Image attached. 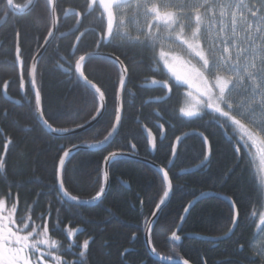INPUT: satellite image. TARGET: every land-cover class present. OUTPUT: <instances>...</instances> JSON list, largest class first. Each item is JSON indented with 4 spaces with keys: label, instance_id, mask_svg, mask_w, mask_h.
<instances>
[{
    "label": "trees",
    "instance_id": "obj_1",
    "mask_svg": "<svg viewBox=\"0 0 264 264\" xmlns=\"http://www.w3.org/2000/svg\"><path fill=\"white\" fill-rule=\"evenodd\" d=\"M29 2L14 0V5L25 8ZM94 9L90 10L89 0H57V35L36 71L44 118L54 128L73 130L89 123L100 108L98 95L95 94L94 103V91L87 89L75 73L79 57L94 52L111 54L118 56L128 69L123 117L117 136L104 149L75 153L63 170L64 189L80 201H94L92 197L104 186L103 158L112 152L131 154L128 148L135 143L134 155L168 170L173 189L151 235L156 255L168 260H187L189 264H264V256L255 246L261 232L258 216L264 207V185L255 155L249 158L250 166L247 162L238 163L229 141L231 132L219 128L209 116L202 120L178 119L180 107H185L186 88L169 93L168 88L154 83L165 80L166 76L159 71L162 66L153 61L150 47L112 38L110 42L105 38L98 45L102 11ZM69 11L81 13L82 22L78 32L66 36L78 24L77 15H67ZM6 15L8 19L0 27V156L6 159L5 170L0 173V194L11 192L18 214L13 213L11 204L0 205V219L23 216L30 218L34 226L43 225L42 237L56 242L60 251L53 254L61 256L68 264H75L81 258L83 264H162L149 255L144 242L148 223L163 194L162 176L153 168L132 159L114 161L109 168L107 195L94 207L62 201L57 191V169L63 152L73 145L98 146L113 131L121 76L119 67L99 58L87 63L85 75L104 94L106 111L85 133L53 136L37 120L28 77L33 57L52 29L51 5L48 0H38L30 11L13 14L6 0H0V21ZM18 32L26 62L23 89L19 66L13 68ZM5 92L14 102L6 98ZM143 127L154 137L155 153ZM191 131L203 132L208 137L211 159L205 168L183 176L182 171L198 166L206 155L202 137L190 135L169 169L176 138ZM9 140L12 143L5 149ZM206 192L238 201L240 223L234 234L216 243L188 237L216 239L229 234L228 229L232 227L229 204L208 198L191 211L178 234L182 242L177 244L172 232H177L188 204ZM46 228L50 230L45 232ZM85 240L90 241L87 249L82 248Z\"/></svg>",
    "mask_w": 264,
    "mask_h": 264
},
{
    "label": "snow or ice",
    "instance_id": "obj_2",
    "mask_svg": "<svg viewBox=\"0 0 264 264\" xmlns=\"http://www.w3.org/2000/svg\"><path fill=\"white\" fill-rule=\"evenodd\" d=\"M93 3L96 4L95 11L103 10L100 18L101 35L98 41L100 45L105 41V16L109 42L125 21L118 20L116 10L120 4L115 0H98V2L93 0ZM48 4L54 6L53 0H48ZM13 5V0H7L8 8H13ZM127 6L133 10V0H129ZM134 11L136 16L142 11L147 27V32L141 30L143 40L139 36L136 39L143 47L151 48L153 61L158 66L162 64L159 71L166 76L165 80L154 83L161 88H168L169 93L173 89L186 88L185 95L189 106L180 107V116L177 118L202 120L204 116H209L219 128L231 132L229 141L238 163L247 162L250 166L249 158L254 155V150L261 152L264 162V152L261 151L264 146V0H135ZM165 31L166 37L161 36ZM16 35V58L13 68L15 70L16 66H19L20 87L23 89L26 83L23 75L26 62L19 45L20 33ZM52 35L53 32L50 30L45 39L48 40ZM38 58V56L33 57L34 60ZM92 58L91 55H81L75 62V69L78 79L83 80L87 89H95L93 93L95 103V94L99 93L101 99L104 94L85 75L87 63ZM97 58L111 61L117 67L123 64L118 56L115 59L112 56ZM127 71L125 67L124 73L126 74ZM28 77L32 89L35 90V112L39 114L38 119L51 132L71 131L68 128H54L48 119L44 118L41 92L36 82L35 64L28 68ZM5 83L7 85L8 82ZM125 85L126 75L122 74L119 77V88L123 89ZM237 97H242L243 103H238ZM168 98L171 99V95ZM257 113L260 114L259 117ZM96 114L101 115L102 109L97 108ZM92 119H96V116ZM115 120L117 123L112 125L113 129L118 127V122L121 120L119 108L116 109ZM195 134L202 137V144L208 145V137L203 132ZM112 135L113 133L109 132L104 140L107 141ZM181 139V137L176 138L177 142ZM11 143L10 140L7 141L5 149ZM149 143L153 149L157 147L154 141L150 140ZM72 147L75 148L76 145ZM128 150L131 154H136L137 145L132 143ZM172 151L176 154L175 145ZM70 155V151H64L60 156L61 168L65 165V158ZM117 155L115 152L109 153L103 158L104 162L111 164ZM208 158V155L204 156V160ZM5 166L6 159L0 156V173L5 170ZM59 171L57 169L58 178ZM160 171L163 194L156 204L157 212L153 213L154 216L162 210V205L166 203L165 198L169 196L172 187L168 171L163 169ZM104 178H107V172H104ZM57 191L61 194L62 201L76 202L77 205L88 203V201H80L75 195H70L64 189L62 181ZM104 192L105 187L101 185L92 200L99 199ZM227 199L232 225L228 231L232 232L240 223V209L237 200ZM8 204H11L13 213L18 214L17 204L13 202L11 192L0 194V205L7 207ZM188 210L185 209L186 212ZM3 220H7V223ZM41 227L43 225L34 226L30 218L23 216L18 218L4 216L0 219V264H42V261L48 260L49 257L55 261V264H68V261L62 260L61 256L53 255L54 252H59L60 248L56 246L55 241L42 237ZM49 230L46 228L45 232ZM260 230L264 231V221L260 224ZM172 239L180 240L181 237L176 232H172ZM146 242L151 245V238L146 237ZM89 243V240H85L82 248L87 249ZM41 245H47L48 251H42ZM152 251L155 252V248ZM83 256L82 251L81 257ZM75 264H83V259L76 261ZM183 264H188V261L185 260Z\"/></svg>",
    "mask_w": 264,
    "mask_h": 264
},
{
    "label": "water",
    "instance_id": "obj_3",
    "mask_svg": "<svg viewBox=\"0 0 264 264\" xmlns=\"http://www.w3.org/2000/svg\"><path fill=\"white\" fill-rule=\"evenodd\" d=\"M38 0H31L29 6L25 9V11H30L34 6L35 4L37 3ZM7 2V0H6ZM13 4H14V0H13ZM56 4H57V0H53V5L54 6H51V16H52V29L51 31L53 32V35L44 42L43 46L40 48V50L38 51V53L36 54V56H38V60H32L31 62V65H36V71H37V68H38V65L42 59V57L44 56L46 50L48 49L49 45L53 42V40L55 39L56 35H57V30H58V17H57V13H56ZM9 12L10 13H13V14H17L19 12H22L21 10H18L15 5H13V8H8ZM24 11V10H23ZM67 15H77L79 21H78V24L77 26L75 27L74 30H72L71 32L67 33L66 36H69V35H73L75 34L76 32H78V30L80 29V26H81V22H82V15L81 13H78V12H75V11H69L67 13ZM8 19V15L4 16V18L0 21V27L3 26L5 24V22L7 21ZM87 55H91L93 58H97V57H103V56H112L113 59L116 58V56L114 55H111V54H105V53H101V52H94V53H90V54H87ZM120 71H121V75L124 74L126 75V85L123 89H120L119 88V91H118V95H117V108L120 109V115H121V120L118 122V127L116 129H113L112 133L113 135L111 137H109V139L107 141H104L102 144L98 145V146H76L75 148H70L69 150L67 151H70L71 152V155L67 158H65V164L67 163V161L75 154L77 153L78 151H82V150H88V151H97V150H101V149H104L106 147H108L112 142L113 140L115 139V137L117 136L118 132H119V129H120V126H121V122H122V117H123V95H124V92L126 90V87H127V82H128V72L125 74L124 73V64L118 66ZM75 73H76V69H75ZM77 77H78V74L76 73ZM83 84V80L82 79H79ZM29 85H30V88L34 94V97H35V90L32 89L31 87V83H30V77H29ZM97 87V86H96ZM94 92H95V89H92ZM102 92V91H101ZM99 97V100H100V108L102 109V114L101 115H96V119H92L89 123L83 125V127H79V128H76V129H73L67 133H61V132H51L47 127H45L42 123V121H40L38 119V113H36V116H37V120L39 122V124L51 135L53 136H60V137H68V136H75V135H79V134H82V133H85L87 131H89L90 129H92L97 123L98 121L103 117L105 111H106V101H105V98L103 96V99L100 98V94L99 93H96ZM5 96L6 98L11 101V102H14L13 100L10 99V97H8L7 93L5 92ZM43 111V110H42ZM115 123H117V121H115ZM143 130L146 131V133L148 134V136L150 137L151 141H154V137L152 135H150V132L148 131L147 128L143 127ZM195 133H200V132H196V131H191V132H187L179 137H181V141L180 142H177V140L174 142V145L177 147V152L176 154H173L172 153V158H171V162H170V165H169V169H171L173 167V165L175 164L176 160H177V157H178V152H179V149L181 147V145L183 144V142L185 141V139L187 137H189L190 135H197ZM206 146V155H208V160H204L201 164H199L198 166H195L193 168H189V169H186L184 171H182L180 174L185 176V175H188V174H193V173H196L198 171H200L201 169L205 168L208 163L210 162V159H211V148H210V143H208V145H205ZM152 150L153 152L155 153V149H153L152 147ZM117 157L112 161V163L118 159H121V158H125V159H132V160H135L137 162H140V163H143V164H146L148 166H150L151 168H153L156 172H158L161 176H162V172L160 171L161 169L165 170V171H168L158 165H156L155 163H153L152 161L150 160H147V159H143V158H140L134 154H127V153H124V154H120V153H117ZM110 165L111 164H106L104 162V165H103V174L104 172H107V178L105 179L104 178V187H105V192L102 194V196L97 199V200H94V201H89L88 203H82V204H79L78 206L80 207H94V206H98L103 200L104 198L106 197L107 195V192L109 190V185H110V175H109V168H110ZM64 167L65 165L61 168V166L58 164V169L60 170L59 171V178H58V173H57V185L59 187V184L60 182L62 181L63 182V170H64ZM170 179V177H169ZM171 181V180H170ZM61 195V194H60ZM171 196H172V187L171 189L169 190V196L166 199V203L164 205H162V210L158 212L157 215H153L148 223V226H147V229L145 231V235H144V242H145V246H146V249L149 253V255L156 261L162 263V264H183V262L185 260H182V259H178V260H168V259H164V258H161L160 256L156 255L155 252L152 251V245H149L147 242H146V237H150L151 238V235H152V232L158 222V219L163 211V209L165 208V206L169 203L170 199H171ZM208 198H216V199H219L221 201H225L229 204L228 202V199L229 197L227 196H224V195H220V194H217V193H214V192H206V193H203V194H200L199 196H197L194 200H192L188 206H187V209H189L187 212L184 211V215H183V219L181 221V224L177 230V235L179 234V232L181 231V229L183 228L185 222L187 221L191 211L195 208V206L205 200V199H208ZM66 201V200H65ZM66 202H70V203H73V204H76V202H72V201H66ZM77 205V204H76ZM157 212V209L155 210L154 213ZM238 226V225H237ZM237 226H235L234 230L232 232H229V234H227L226 236L224 237H221V238H216V239H210V238H204V237H197V236H190L188 235L189 238H196V239H200V240H204V241H209V242H220V241H223V240H226L228 239L229 237H231ZM182 242V240H177L176 243L177 244H180ZM189 264V263H188Z\"/></svg>",
    "mask_w": 264,
    "mask_h": 264
},
{
    "label": "rangeland",
    "instance_id": "obj_4",
    "mask_svg": "<svg viewBox=\"0 0 264 264\" xmlns=\"http://www.w3.org/2000/svg\"><path fill=\"white\" fill-rule=\"evenodd\" d=\"M89 2H90V10H93L96 7V4L93 3V0H89ZM115 2L120 4V7L116 10L118 13V20H123L125 21V23L119 28L118 33L115 36L111 37L112 40L122 42V43H129V42L139 43L136 38L139 36L140 39L143 40V36L141 35V30H143L144 32H147V27L145 25V17L143 16L142 11L139 16H136V13L134 11L135 0H133V10H130L127 6L129 0H115ZM101 11L103 10L101 9ZM132 17H135V19H132ZM105 23H106V16H105ZM114 31H116L115 28H114ZM104 35H105L106 40H108L109 37H108V33L106 30H105ZM166 35H167L166 31L161 33V36L166 37ZM157 44L159 45V42H157ZM237 102L243 103V98L237 97ZM184 103H185V107L189 106L187 98H185ZM259 115L260 114L257 113V117H259ZM261 151L264 152V146H262ZM254 155L257 160V165H258L257 170L259 171L260 178L264 185V162H262L261 152L255 151ZM262 221H264V207L258 216L259 228H260V224ZM255 246L257 248V251L260 253V255L264 256V231L260 232L258 238L255 241ZM41 250L47 252L48 247L45 245H41ZM42 264H55V261L51 257H49L48 260L42 261Z\"/></svg>",
    "mask_w": 264,
    "mask_h": 264
},
{
    "label": "bare ground",
    "instance_id": "obj_5",
    "mask_svg": "<svg viewBox=\"0 0 264 264\" xmlns=\"http://www.w3.org/2000/svg\"><path fill=\"white\" fill-rule=\"evenodd\" d=\"M106 30V29H105ZM178 260V259H177Z\"/></svg>",
    "mask_w": 264,
    "mask_h": 264
}]
</instances>
